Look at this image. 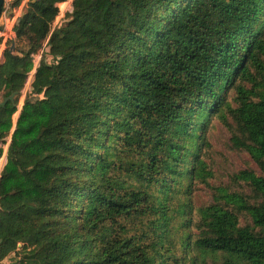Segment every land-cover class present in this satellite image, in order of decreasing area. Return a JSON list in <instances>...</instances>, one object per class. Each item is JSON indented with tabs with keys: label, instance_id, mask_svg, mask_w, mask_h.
Wrapping results in <instances>:
<instances>
[{
	"label": "trees",
	"instance_id": "obj_1",
	"mask_svg": "<svg viewBox=\"0 0 264 264\" xmlns=\"http://www.w3.org/2000/svg\"><path fill=\"white\" fill-rule=\"evenodd\" d=\"M62 1L0 63V264H264V0ZM213 118L260 174L211 184Z\"/></svg>",
	"mask_w": 264,
	"mask_h": 264
},
{
	"label": "rangeland",
	"instance_id": "obj_2",
	"mask_svg": "<svg viewBox=\"0 0 264 264\" xmlns=\"http://www.w3.org/2000/svg\"><path fill=\"white\" fill-rule=\"evenodd\" d=\"M62 7L64 8V6ZM48 60L50 61L51 58L48 57ZM25 86H29L27 81H24L23 83V88ZM18 114H15V119ZM207 137L212 144L211 159L213 169L215 171V178L211 180V184L229 185L231 181L230 175L240 170H253L259 174L261 173L257 163L247 151L233 148V144L231 142V132L222 121L216 118H213L210 121ZM7 146L8 144H5V150L7 149ZM5 159L6 157L4 158V161ZM210 199L211 196L209 188L202 186L197 190V194H195V201L197 204L205 203ZM16 256V253H12L4 261H2L1 264H14L17 259Z\"/></svg>",
	"mask_w": 264,
	"mask_h": 264
},
{
	"label": "built area",
	"instance_id": "obj_3",
	"mask_svg": "<svg viewBox=\"0 0 264 264\" xmlns=\"http://www.w3.org/2000/svg\"><path fill=\"white\" fill-rule=\"evenodd\" d=\"M29 1L30 0H3L2 12L0 15V63L4 60V51L10 46V43L14 42V40L16 39V24L18 20L22 17L24 9L29 3ZM72 3L73 0H64L58 4L59 13L53 22L52 30L57 27H60L68 19V14L72 11ZM62 6H64V8ZM47 43L48 39L45 41L39 52L35 54L34 67L30 71L27 78V84L31 85V89L28 94L32 92V83L34 80V75L37 70V67L40 65L42 58L44 56H47V59L48 57H50L48 56L49 47ZM20 109L21 104L16 114L20 112ZM4 158L5 156L0 159V173L6 162V159L4 161ZM22 245V243L18 245V250H20Z\"/></svg>",
	"mask_w": 264,
	"mask_h": 264
},
{
	"label": "crops",
	"instance_id": "obj_4",
	"mask_svg": "<svg viewBox=\"0 0 264 264\" xmlns=\"http://www.w3.org/2000/svg\"><path fill=\"white\" fill-rule=\"evenodd\" d=\"M30 89H31V85H29L28 87L27 86H25L24 88H23V90H22V96H21V103L23 104V102H24V100H25V98H26V96H27V94L30 92ZM20 103V104H21ZM22 104H21V106H22ZM20 106V105H19ZM1 146V145H0ZM3 146V145H2ZM5 146V145H4ZM3 146V147H4ZM6 151H7V149L5 150V148H4V155L3 156H5L6 157Z\"/></svg>",
	"mask_w": 264,
	"mask_h": 264
},
{
	"label": "water",
	"instance_id": "obj_5",
	"mask_svg": "<svg viewBox=\"0 0 264 264\" xmlns=\"http://www.w3.org/2000/svg\"><path fill=\"white\" fill-rule=\"evenodd\" d=\"M2 7H3V0H0V15H1V12H2ZM13 45H14V43L12 44V46ZM11 49H12V47H11ZM13 98H14V94L11 95L9 98H5L3 102H0V106L6 104L9 99L13 100Z\"/></svg>",
	"mask_w": 264,
	"mask_h": 264
}]
</instances>
